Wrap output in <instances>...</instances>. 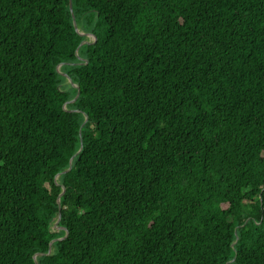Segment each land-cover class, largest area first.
I'll return each mask as SVG.
<instances>
[{
  "label": "trees",
  "instance_id": "obj_1",
  "mask_svg": "<svg viewBox=\"0 0 264 264\" xmlns=\"http://www.w3.org/2000/svg\"><path fill=\"white\" fill-rule=\"evenodd\" d=\"M72 7L0 0V264H264V0Z\"/></svg>",
  "mask_w": 264,
  "mask_h": 264
},
{
  "label": "water",
  "instance_id": "obj_2",
  "mask_svg": "<svg viewBox=\"0 0 264 264\" xmlns=\"http://www.w3.org/2000/svg\"><path fill=\"white\" fill-rule=\"evenodd\" d=\"M70 11H71L72 16H73V22H74V27H75V29H76L80 34H82V35L92 34V33H89V32H81V31H79V28H78V26H77V23H76V20H75V17H74V13H73L72 0H70ZM92 35H93V34H92ZM93 36H94V35H93ZM94 37H95V36H94ZM84 43H89V41H86V40L82 41V42L80 43L79 47H80L82 44H84ZM79 47H78V48H79ZM78 48H77V50H78ZM76 52H77V51H76ZM62 65H63V63H61V64H59V65L57 66V70H58V71L60 70L59 67L62 66ZM63 74L69 79V81H70V83H71L72 86H76V87L79 89V86H78L77 84H75V83L72 81V79H71L70 76H68V75L65 74V73H63ZM78 95H79V91H78L76 97L73 99V101L77 98ZM85 118L87 119V116H85ZM70 162H71V161H70ZM69 168H71V165H70ZM69 168H68L67 170H69ZM67 170H65V171H67ZM65 171H62V172H65ZM62 172L58 173V174L56 175L55 178L57 179V178L59 177V175H60ZM63 189H64V187H63ZM60 217H61V214H59L58 219H57V220H56L51 226H53V227H55V228H57V229H59V230H60V229H64V230L66 231V233H65L64 236L58 238V239H63V238H65L66 235H67V229L64 228L63 226H60V225H59ZM50 228H51V227H50ZM55 240H57V238H56V239H53V240L51 241V243H50V247H49V251L47 252V254H50V253H51V251H52V246H51V245H52V242L55 241ZM36 255H37V254L34 255V260H35L36 264H38V262H37V260H36Z\"/></svg>",
  "mask_w": 264,
  "mask_h": 264
},
{
  "label": "rangeland",
  "instance_id": "obj_3",
  "mask_svg": "<svg viewBox=\"0 0 264 264\" xmlns=\"http://www.w3.org/2000/svg\"><path fill=\"white\" fill-rule=\"evenodd\" d=\"M81 32H83V31H81ZM89 33H90V32H89ZM85 36H86V38H85L86 41L91 42V41L94 39V36H93L92 34H88V35H85ZM60 67H61V66H60ZM60 67H59V69H60ZM64 84H65V85H69V84H70V81H69L68 78H66V80L64 81ZM51 229H52L53 231H59V229H57V228H55V227H53V226H51Z\"/></svg>",
  "mask_w": 264,
  "mask_h": 264
}]
</instances>
